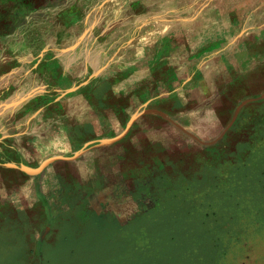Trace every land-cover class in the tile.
I'll use <instances>...</instances> for the list:
<instances>
[{"label": "rangeland", "instance_id": "374dc122", "mask_svg": "<svg viewBox=\"0 0 264 264\" xmlns=\"http://www.w3.org/2000/svg\"><path fill=\"white\" fill-rule=\"evenodd\" d=\"M0 264H264V0H0Z\"/></svg>", "mask_w": 264, "mask_h": 264}, {"label": "crops", "instance_id": "0c3cea01", "mask_svg": "<svg viewBox=\"0 0 264 264\" xmlns=\"http://www.w3.org/2000/svg\"><path fill=\"white\" fill-rule=\"evenodd\" d=\"M18 249V248H17Z\"/></svg>", "mask_w": 264, "mask_h": 264}]
</instances>
